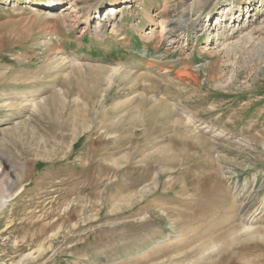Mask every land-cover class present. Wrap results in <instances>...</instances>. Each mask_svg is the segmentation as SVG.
I'll return each mask as SVG.
<instances>
[{
    "label": "rangeland",
    "instance_id": "374dc122",
    "mask_svg": "<svg viewBox=\"0 0 264 264\" xmlns=\"http://www.w3.org/2000/svg\"><path fill=\"white\" fill-rule=\"evenodd\" d=\"M0 150V264H264V0H0Z\"/></svg>",
    "mask_w": 264,
    "mask_h": 264
},
{
    "label": "bare ground",
    "instance_id": "6f19581e",
    "mask_svg": "<svg viewBox=\"0 0 264 264\" xmlns=\"http://www.w3.org/2000/svg\"><path fill=\"white\" fill-rule=\"evenodd\" d=\"M60 1V0H59ZM59 1L58 0H47V2H48V4H49V6H50V8L51 9H55L58 5H59ZM123 2L125 3V2H127V0H123ZM129 2V1H128ZM113 6L111 7V9L108 11V14H112L113 12H115V8H113L114 7V3H111ZM66 8H73V11L74 12H76V14L77 13H79L80 12V10L77 8V6H76V3H71L70 4V6H67ZM97 11L99 12V10L97 9ZM114 14V13H113ZM47 15V14H46ZM97 16V15H96ZM99 16H100V20H98V23L93 27V31L97 34V35H101V34H103V29L105 28V25L107 26V24H106V18H107V16L105 15V13H103V14H99ZM84 21V20H83ZM218 23V22H217ZM161 24H162V35H165V33H164V27H165V22L164 21H162L161 22ZM53 28V27H52ZM56 30V29H55ZM250 35V34H249ZM85 65V64H84ZM87 66V65H86ZM99 66V65H98ZM91 67V66H90ZM103 67L104 66H102V67H99V70L98 71H96L95 73H94V75H93V79L95 80L96 78H97V80H99L100 81V79H102V76L101 75H99V73L98 72H101V74L103 75V73H104V71L105 72H107V68L106 67H104V69H103ZM111 68V67H110ZM82 69V68H81ZM83 70V69H82ZM96 70V69H95ZM102 70V71H101ZM116 71H118V70H116ZM92 72H94V71H92ZM84 73V72H83ZM113 73V72H112ZM123 73V72H122ZM114 74V73H113ZM87 75H88V73H87ZM147 76V75H146ZM86 77H88V76H86ZM91 79V78H90ZM109 79H110V77H109ZM113 80V79H112ZM137 79H135L134 81H131V83H133L134 84V82L136 81ZM91 81V80H90ZM84 85V96L86 97V102H88L87 104L90 106V108H91V112H93V109H94V103H96V97L98 96V93H97V89H100V88H97V86L95 87V85L94 86H87L86 87V84H83ZM110 85V84H109ZM81 86V85H80ZM110 92H111V90H109ZM104 95V94H103ZM104 97H106L105 98V100H104V102L105 101H107L109 98H110V96H109V94L106 96H104ZM54 99V98H53ZM54 102V103H53ZM56 100L54 99V100H52V101H49L48 103H49V109L50 110H53L54 109V105H56ZM103 102V103H104ZM58 104V103H57ZM10 106H12L11 104H10ZM154 106H158V107H160V108H162V114L159 116V118L160 119H163V120H165V121H167V122H165V123H170L171 124V122H173V123H177V121L179 120L178 118H175L176 116H180V114L177 112V111H173L172 109H170V107L168 106V104L166 103V101H164V100H162V99H159L156 103H155V105ZM153 106V107H154ZM137 107V106H136ZM115 108V107H114ZM58 109V108H57ZM137 110H139V111H137V112H139V114L141 115L142 114V112L140 111V108L139 107H137ZM56 111V110H55ZM106 112L108 113H110V114H108L107 115V113L106 114H104V119L103 120H109L110 118H111V116L110 115H112V112H114V110H113V107H110V108H108L107 110H106ZM63 116V115H62ZM58 117H51V118H49V120L51 121V125L53 126V127H55V128H65V123H64V121L66 120V119H64V116H63V121L61 122V124H62V127L60 126V124H59V121H60V119L58 120L57 119ZM121 119H122V116L118 119V121H116V122H113V124H111V126L110 125H108L107 126V128H109V129H112V128H115L116 126H119V125H122V126H129V127H131V126H133L134 124H136V123H138L137 122V120L135 119V118H133V116L132 115H126V117L124 118V120H123V122L121 123ZM147 121H149V122H151V121H153V118H150V119H148ZM175 121V122H174ZM114 123H116V124H114ZM148 124V123H147ZM167 125V124H166ZM178 127H180L181 125L180 124H178L177 125ZM201 137V136H200ZM107 154V153H106ZM114 155V154H113ZM106 156V155H105ZM108 156V157H107ZM106 156V158H108L109 160H111L113 163H117L118 164V162H119V159H115V158H113V156H112V154H109V155H107ZM6 166H12V171H9V173L6 171L5 172V167ZM21 173H22V171H21V167H20V165H18V164H16V163H14V161H12L11 159H9V156H8V154H4V152H2L1 150H0V176H1V179H0V203H4V202H6V201H8V200H10L14 195H16L15 194V191H17L18 190V188H19V180H20V178H21ZM214 200V199H213ZM198 204H200V203H198ZM217 206V205H216ZM230 209V208H229ZM205 210V209H204ZM208 210H209V208H208ZM207 210V211H208ZM211 212L212 211H210V214H211ZM208 214V213H207ZM204 217V216H203ZM205 220V219H204ZM217 220V219H216ZM202 222V221H201ZM235 222V221H234ZM203 223V222H202ZM207 224V223H206ZM238 224V223H237ZM232 225V226H230L229 228H227L226 230H228V229H230L231 228V233L229 234V237H227L226 238V245H228V246H223L225 249H228V248H231L232 249V245H234V244H237L238 243V238L239 237H241V236H252V234H258L259 232H262V231H264V228H262V227H255V228H253V229H249V230H245L243 233H239V231H240V229H239V225ZM225 231H223V232H221V233H219V234H223ZM219 234H217V235H219ZM216 235V236H217ZM264 236V235H263ZM262 236V237H263ZM36 237V236H35Z\"/></svg>",
    "mask_w": 264,
    "mask_h": 264
}]
</instances>
